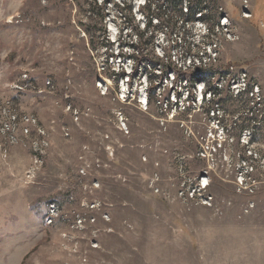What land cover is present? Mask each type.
I'll return each instance as SVG.
<instances>
[{"label": "rangeland", "instance_id": "rangeland-1", "mask_svg": "<svg viewBox=\"0 0 264 264\" xmlns=\"http://www.w3.org/2000/svg\"><path fill=\"white\" fill-rule=\"evenodd\" d=\"M93 1L0 0V264H264V0Z\"/></svg>", "mask_w": 264, "mask_h": 264}, {"label": "trees", "instance_id": "trees-1", "mask_svg": "<svg viewBox=\"0 0 264 264\" xmlns=\"http://www.w3.org/2000/svg\"><path fill=\"white\" fill-rule=\"evenodd\" d=\"M187 1L188 2H186L184 0H180V4H179L180 5V12L186 16V21L187 22H194L196 19L197 20H204L203 8L198 6V3L193 6L190 0H187ZM185 2L187 3L186 7H184L185 6ZM106 4H107V2H106ZM95 6L97 8H100L101 10L104 9V7L98 6L97 0H94L93 3L88 4V10H87V12H88L87 13L88 20L90 18L92 19L93 8ZM197 15H199L198 18H197ZM145 16H146V19H147V21H146L147 22V28L154 27V25L152 24L153 17L148 15L147 13H146ZM103 18H104V16H103ZM79 24L83 27L85 33L88 34L89 36H91L90 22H88V21L80 22ZM152 64H153V67L160 66L162 72H164L166 75L169 73V70H171L173 72V74L175 75V78H178V79L180 78L181 75H184V76H188V79L191 82H193V81L194 82H199V81L202 82V81H204V79H202L200 76H198L199 73H195L196 72L195 69L192 72H189V74L185 73L182 70V68H177L176 66H172L171 67V65H169V63H167L164 58L156 57L155 60L152 61ZM121 77H123V75H121ZM75 178L77 179V181L73 182V184L77 185V184H79L78 177H75ZM31 206H32V209L34 210V212L36 214H40L39 211H38V207L36 206L35 202H33Z\"/></svg>", "mask_w": 264, "mask_h": 264}, {"label": "built area", "instance_id": "built-area-1", "mask_svg": "<svg viewBox=\"0 0 264 264\" xmlns=\"http://www.w3.org/2000/svg\"><path fill=\"white\" fill-rule=\"evenodd\" d=\"M247 4H248V3H247ZM245 8L247 9V10L245 11L246 15H247V16H250V15H251V13H250V12H247V11H248V9H249V7H248V6H246ZM27 120H29V119H27ZM26 130H28V129H26Z\"/></svg>", "mask_w": 264, "mask_h": 264}]
</instances>
